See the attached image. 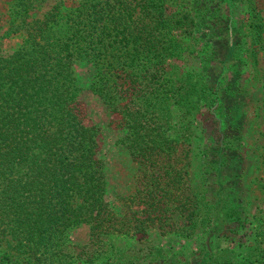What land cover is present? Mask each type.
I'll use <instances>...</instances> for the list:
<instances>
[{
  "label": "trees",
  "instance_id": "16d2710c",
  "mask_svg": "<svg viewBox=\"0 0 264 264\" xmlns=\"http://www.w3.org/2000/svg\"><path fill=\"white\" fill-rule=\"evenodd\" d=\"M34 1L11 0L9 12L18 19L13 26L26 34L18 46L0 52V245L10 243L0 248V264H69L58 255L60 246L49 244L80 222L95 234L127 231L122 225L129 217L112 212L104 199L100 128L86 117L82 89L116 115L123 142L139 163L140 187L125 198L128 207L145 205L147 214L134 228L142 229L143 221L154 216L158 227L169 226L177 221L176 209L187 210L185 219L194 225L199 213L188 209V149L181 146L188 139L171 136L167 129L175 111L208 104L207 91L214 92V99L217 94L207 86V66L191 78L189 69L170 61L183 50L179 36L186 32L185 23L220 34L213 22L221 20L223 27L228 22L213 12L167 14L164 0H52L41 17L26 20ZM244 10L255 19V43L261 36L259 9L249 0ZM229 30L228 36L235 27ZM241 34L236 30V51L231 49L227 59L243 49ZM82 67L85 75L76 71ZM218 154L222 160L224 151ZM214 174L219 201L202 206H213L208 217L218 236L227 214L219 193L232 192L234 183L218 168ZM154 207L157 212L150 213ZM238 209L228 207L237 220Z\"/></svg>",
  "mask_w": 264,
  "mask_h": 264
},
{
  "label": "rangeland",
  "instance_id": "374dc122",
  "mask_svg": "<svg viewBox=\"0 0 264 264\" xmlns=\"http://www.w3.org/2000/svg\"><path fill=\"white\" fill-rule=\"evenodd\" d=\"M73 1L65 0L66 4ZM209 1L210 5L203 0H164L167 14L197 13L196 17H201L213 12L235 27L228 36L230 27H223L221 20L213 22L220 34L213 33L209 26L185 23L186 32L179 36L183 50L178 59L170 61L189 69L191 78L203 64L207 66V86L217 94L214 99V92L207 91L208 104L192 103L184 113L175 111L167 129L171 136L188 139L181 146L188 149L185 175L188 209L199 213L193 216L197 221L192 225V221L185 219L187 210L179 213L176 209L173 215L177 221L169 226L158 227L154 216L151 222L143 221L142 229L134 228L137 219L147 214L145 205L128 207L130 202L125 198L140 187L139 163L123 142V132L115 125L116 115L108 114L96 95L82 89L80 96L85 102L86 117L100 128V154L106 177L104 199L112 212L118 215L125 212L123 218L129 219L122 225L127 226V231L95 234L84 222L70 227L57 243L49 244L60 246L58 255L62 253L69 264H264V0H252L261 15V36L255 38V43L251 36L258 28L255 19L247 17L244 10L249 0ZM10 2L0 0V52L18 46L26 34L23 28H14L18 19L9 12ZM51 2L35 0L26 20L41 17ZM236 30L245 37L243 49L238 57L235 54L234 59H227L234 49L233 42L240 36L235 35ZM76 71L79 75L86 74L85 67ZM220 150L224 151L222 160L218 159ZM217 168L223 178L233 179L234 183L232 192L219 193L227 214L218 236L214 235L216 231L208 217L213 206H202L204 201L213 204L219 201L213 184ZM230 205L239 208L235 213L238 220L228 210ZM129 208L139 210L131 213ZM150 211L156 213L157 209ZM2 243L0 248L10 246L8 241Z\"/></svg>",
  "mask_w": 264,
  "mask_h": 264
}]
</instances>
